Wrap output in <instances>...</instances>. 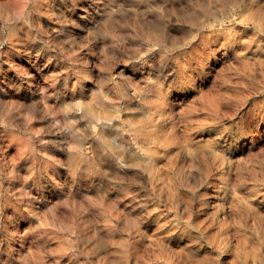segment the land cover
I'll return each instance as SVG.
<instances>
[{
  "label": "rangeland",
  "instance_id": "374dc122",
  "mask_svg": "<svg viewBox=\"0 0 264 264\" xmlns=\"http://www.w3.org/2000/svg\"><path fill=\"white\" fill-rule=\"evenodd\" d=\"M0 264H264V0H0Z\"/></svg>",
  "mask_w": 264,
  "mask_h": 264
}]
</instances>
